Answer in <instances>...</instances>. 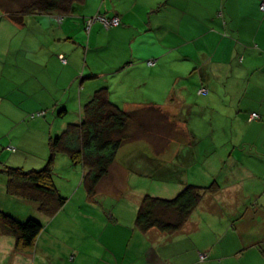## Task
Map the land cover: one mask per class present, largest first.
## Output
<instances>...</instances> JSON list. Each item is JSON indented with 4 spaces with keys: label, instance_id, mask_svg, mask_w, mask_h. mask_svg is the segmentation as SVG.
I'll use <instances>...</instances> for the list:
<instances>
[{
    "label": "crops",
    "instance_id": "1",
    "mask_svg": "<svg viewBox=\"0 0 264 264\" xmlns=\"http://www.w3.org/2000/svg\"><path fill=\"white\" fill-rule=\"evenodd\" d=\"M91 1L85 0V5ZM160 1H164L166 7L171 5L178 9L174 16L178 20L173 21L172 29L170 16L163 10L164 5L159 6ZM131 3V8L124 4L115 7L102 5L104 12L97 11V14L108 18L117 16L120 24L115 29L131 28L134 34L150 33V39L166 38L168 27L175 30L174 36L180 43L145 56L137 57L131 51L130 56L123 57L117 68L111 70L114 77L154 56L157 58L155 64L144 63V66L137 67V74L143 75L148 69L149 77L159 78L168 65L167 55L174 50L180 53L181 47L184 49L191 44L197 52L184 53V58L193 60L196 86L206 92L196 94L193 99L172 93L165 105L149 103L121 108L125 111L142 110L147 129L130 128V132H138L140 128L144 133L119 148L92 199L84 189L80 198L71 202L69 207V199L75 197L76 191L51 219L38 211L36 203L9 196L5 175L0 172V210L18 220L33 218L43 225L29 251L17 250L15 240L0 233V264H264V12L260 10L264 0H132ZM19 4L17 0H0L1 26L15 29L0 31V102L13 91L11 85L23 88L29 82L30 74H34L33 68L28 70V78L27 71L23 72L24 76L8 71L10 56L19 52L46 53L50 64L59 55L64 56L63 48L53 51L52 45L54 41L63 40L65 32L56 26L61 35L51 36L57 34L54 24L58 21L63 24L65 18L57 14H36L22 17L19 23L10 15L26 5ZM42 21L49 22V27L45 28ZM27 23L32 24V33L24 31ZM94 26L91 25L90 30ZM15 35H20V43L13 54L10 38ZM28 37L34 40L30 46L25 42ZM181 74L177 70L173 72L174 84ZM93 90L86 95L80 93L81 108L91 99ZM26 96L24 89L19 98L25 99ZM42 97L40 102L46 96L43 94ZM197 97L198 101H194ZM51 98L44 105L50 107L53 115L48 121L50 129L45 131L47 143L54 132L60 134L69 124L64 122L59 129H51L53 119L55 122L58 118L57 107L61 104ZM13 108L4 115L12 128L23 123L21 118H25L19 105L15 103ZM32 108L34 111H28L31 114L44 111L41 106ZM62 109L68 112L66 108ZM199 110L221 112L231 120L225 134H235L236 138L225 141V153L219 157L217 154L210 156L208 150L206 155L202 154L198 137L188 126L186 119L189 117L185 113L190 115ZM252 113L258 118L250 120ZM45 116L46 111L38 119L47 124ZM29 118L31 121L36 119L31 115ZM9 141L14 143L12 138ZM4 145L0 144V148L4 149ZM215 149L211 147L212 152ZM46 151L37 164H46L47 148ZM199 156L203 159L197 164ZM64 157H56L55 173L62 166L73 173L79 168L81 174L78 176H82V168L72 166ZM213 157L214 160L210 159ZM6 161L4 159L0 164L16 166L4 164ZM55 173L53 170L55 187L61 195L62 192L67 194L62 185H58ZM61 179L68 182L66 177ZM213 183L218 185V191L203 197L181 231L166 235L157 229L142 233L136 228L135 219L144 195L172 198L184 186L206 187ZM201 255L205 258L201 259Z\"/></svg>",
    "mask_w": 264,
    "mask_h": 264
},
{
    "label": "rangeland",
    "instance_id": "2",
    "mask_svg": "<svg viewBox=\"0 0 264 264\" xmlns=\"http://www.w3.org/2000/svg\"><path fill=\"white\" fill-rule=\"evenodd\" d=\"M17 1L20 3L19 5H22L27 4L29 0ZM131 2L132 0H92L88 5L79 7L73 13L69 14V16H65V22L63 24L61 21H58V24H54L57 34L51 37L61 35L62 30L65 33L62 37L63 40L58 43L54 41L52 50L57 51L59 48H63L61 51L64 53L65 62L58 57L60 62L56 58L57 54L55 56L56 59L50 61L51 64L47 61L49 56L46 53L34 55L28 52L25 54L19 52L10 56V60H8V71L13 70L15 74L19 73L20 76H24L23 72L27 71L28 78V70L33 68L34 74H30L31 76L28 78L29 82H27L26 86H23V88L22 86L18 88L11 85L10 89L13 91L6 99L0 102V144H5L3 146L4 149L0 148V161H4L5 159L7 161L4 162V164L12 163L16 165L14 167H23L29 170L30 168L28 167L42 169L45 166V164L37 163L41 162L42 155L47 154L46 148L48 149L46 132L50 129L48 121L51 119V116L53 118V115L52 111L49 109L50 107L46 108L48 106L44 105L45 102L49 103L51 98L49 97L50 93L53 95H51L52 98H56L57 102H61L56 112L61 110V108H66L68 111L63 117H58L55 122V119H53L52 122L54 124L51 127V129H54L53 131L57 130V128L59 129V125L64 122L71 124L78 121L81 115L80 93L86 95V93L100 87L109 88L110 100L121 108L147 105L149 103L165 105L166 99L168 100L169 95L172 93L177 97L186 96L190 99H193L196 94H199V90L202 88L196 86V80L193 77V60L189 58L191 60L189 61L188 58H184V53H189L187 55H190L197 52L196 47L191 44H187L184 49L181 47L180 53L174 50L167 55L168 65H166L164 73L159 78L149 77L150 71L148 69H144L146 72L143 75L137 74V67L140 68L141 65L144 66V63L151 60L156 61L157 58L154 56L147 60H143L145 61L143 63L138 62L141 63V65L136 64L135 68L121 73L119 77H114L111 70L117 68V65L123 57L130 56L131 51H134L137 57L145 56L148 54H155L157 49L159 51L161 48L178 46L180 43L179 39L174 36L175 30H170L174 25L173 21L178 20L177 17L174 19L175 14L178 13V9L173 8L171 5L166 7L164 1H160L159 6L164 5L163 10L166 14H169L168 17L170 16L169 20L171 27L170 29L166 27V30H169V35L166 38L150 39V33L143 32L141 34H134L131 28H121L123 31L115 29V27L107 28L99 18H97L103 16L97 14V11L101 13L104 12V6L102 7V5L115 7L124 4L126 8H131ZM21 8L22 6L18 7L17 10ZM0 14H2L1 9ZM155 16L156 14L152 16L153 20ZM103 17L108 18L106 16ZM145 19L148 20V18ZM165 19H167L166 16ZM90 20H92V23L88 25V21ZM126 20H128V17ZM42 24L45 28L49 27V22L45 23L42 21ZM1 25L3 24L0 22V31L5 32L9 30V32H12L15 30L13 28L8 29L7 27H2ZM91 25H95L92 30H90ZM31 26L32 24L26 25L24 31L32 33L34 30L31 29ZM56 26H58V28L61 27V29L59 28L61 32L57 30ZM183 33L186 35L188 34L185 31H183ZM33 41V38L30 37L25 40L28 46H30ZM49 41L51 40L49 39ZM19 43L20 35H15L13 38H10V48L13 54L14 51L17 52ZM47 45L48 44H45V46ZM180 54H182L181 57L177 58L176 56ZM175 70L182 74L180 75V79L174 84L175 75H173V72ZM12 82L14 83V80ZM42 85L45 88L41 89ZM24 89L27 96L25 99H20L19 95ZM43 94L46 96L44 98L45 100L40 102L41 98H43ZM198 99L199 97L194 101H198ZM15 103L19 105L20 113L22 112L25 118L22 116L23 118L21 119L24 122L12 128L8 126L9 121L4 115H7L9 108L14 110L13 104ZM34 105L35 107L41 106L44 112H47V116H45L47 124H44V122L38 119L41 118L42 115L39 116L37 114H40L42 111L35 112L36 119L34 121L30 120L29 116L34 113L31 114V112L28 111H34L35 108H32ZM218 105L220 106L222 103ZM194 111H197V109ZM185 115L189 117L186 121H188L189 128L195 131L198 137L197 141L201 145V153L204 155H206V150H208L210 156L217 154L219 157L221 154L225 153V141L235 140L236 138L235 134L233 135L229 132L225 134V129L231 126V120L226 118L225 114L221 112L199 110V112L191 113L190 115L186 112ZM140 128L142 131L147 129L145 123ZM140 128L137 135L144 133L140 132ZM54 136H56L55 132L52 134V137ZM11 138L13 139V144H10L9 139ZM7 142H9V144H6ZM213 146L216 148L215 152L211 150ZM202 159L199 156L196 161L197 164ZM210 159L214 160L215 157ZM75 171L76 173H73L69 171V169L65 170L64 167L61 166L56 169L55 173L54 169L55 179L58 185L61 184L63 187L62 189H65L63 190L64 193H67L63 194L62 192L63 197H66L68 200L70 196L77 191L75 197L69 199V207L71 206V202H74L75 199H79L84 193V187L81 181L82 176H78L79 173L81 174L80 169L78 168ZM61 177L68 178V182H65ZM26 219L27 218H25V220ZM21 221L24 220L21 219Z\"/></svg>",
    "mask_w": 264,
    "mask_h": 264
},
{
    "label": "trees",
    "instance_id": "3",
    "mask_svg": "<svg viewBox=\"0 0 264 264\" xmlns=\"http://www.w3.org/2000/svg\"><path fill=\"white\" fill-rule=\"evenodd\" d=\"M84 5L85 0H32L10 15L21 23L22 17L29 15L69 16ZM142 112L125 111L109 100L107 87L96 89L91 99L82 106L78 122L67 124L60 134L49 138L48 159L42 169L24 170L0 164V172L6 178L7 194L36 203L45 218H53L67 202L53 182L56 157L64 155L72 166L82 168V185L92 199L98 183L107 176L119 148L139 138L137 132H130V128L141 127L146 122ZM41 113L37 115L44 116L45 112ZM65 113L66 110L61 108L56 115L63 117ZM32 115V118L36 117L35 113ZM217 191L218 185L213 183L206 187L184 186L172 198L144 195L135 219L136 228L142 233L157 229L166 235H173L186 225L203 197ZM42 229L43 225L36 219L21 221L0 210V233L13 238L19 251L31 250Z\"/></svg>",
    "mask_w": 264,
    "mask_h": 264
},
{
    "label": "built area",
    "instance_id": "4",
    "mask_svg": "<svg viewBox=\"0 0 264 264\" xmlns=\"http://www.w3.org/2000/svg\"><path fill=\"white\" fill-rule=\"evenodd\" d=\"M260 10L264 11V3H262L260 5ZM97 18H99V20L105 25V27L117 26L119 24V18L117 16L112 17V18H105V17H97ZM91 22H92V20L88 21V25L91 24ZM59 58H60V60L65 62V60H64L65 58L63 55H59ZM148 65H150V66L154 65V61H152V60L148 61ZM205 92H206V89H204V88L199 90V93H205ZM40 114H42V113H40ZM33 116L34 115H32V117ZM256 118H258V115L256 113H252L250 115V120H254ZM200 257H201V259H204L205 255H201Z\"/></svg>",
    "mask_w": 264,
    "mask_h": 264
}]
</instances>
